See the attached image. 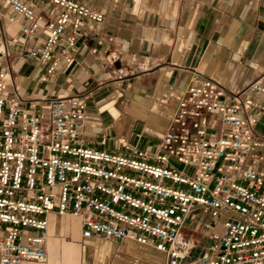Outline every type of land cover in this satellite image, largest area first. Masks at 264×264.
I'll return each mask as SVG.
<instances>
[{"label":"built area","instance_id":"2783aa9c","mask_svg":"<svg viewBox=\"0 0 264 264\" xmlns=\"http://www.w3.org/2000/svg\"><path fill=\"white\" fill-rule=\"evenodd\" d=\"M3 1L16 12L9 20L24 17L22 32L35 34L41 15L30 3ZM50 1L59 10L30 54L47 60L51 73L71 60L81 19L100 21L103 13L79 0ZM7 75L0 66V264L48 259L52 210L78 217L83 237L155 248L161 264H264V72L231 91L194 71L174 94L153 152L124 140L125 151L88 145L84 96L24 106L6 96Z\"/></svg>","mask_w":264,"mask_h":264},{"label":"crops","instance_id":"0c3cea01","mask_svg":"<svg viewBox=\"0 0 264 264\" xmlns=\"http://www.w3.org/2000/svg\"><path fill=\"white\" fill-rule=\"evenodd\" d=\"M25 1L41 15L35 34L22 32L24 17L10 21L16 12L0 0L5 94L18 96L24 106L31 99L84 96L83 136L99 149L125 151L124 140L155 151L171 122L174 94L194 71L231 91L245 89L264 72V0H79L103 18L81 19L71 60H61L51 73L48 61L30 49L42 47L36 37L47 34L59 8L50 0ZM47 218L48 259L21 264H120L115 257L138 244L83 237L80 219L69 213L52 210ZM65 250L72 252L66 258Z\"/></svg>","mask_w":264,"mask_h":264},{"label":"rangeland","instance_id":"374dc122","mask_svg":"<svg viewBox=\"0 0 264 264\" xmlns=\"http://www.w3.org/2000/svg\"><path fill=\"white\" fill-rule=\"evenodd\" d=\"M258 129L264 132V116L261 117V120H260V122L258 124ZM194 239H196V240L199 239V234L198 233H196V235L194 236ZM131 245H134V244H131ZM133 248L136 249L137 251L131 250V249H127L126 252L131 250L132 251L131 254L133 255L132 257L135 259V261H131V262L126 261L127 263L126 262L122 263L121 261L119 262L118 261L119 255L117 254L118 256L115 257V262H118L120 264H146L141 259V258H144L143 257L144 253H142V251L148 253L151 257L152 256H155V257L158 256L161 261L163 260V255L160 252H158L155 248H152V247L150 248V247H148L146 245H142V244H139V243L137 245H134ZM140 250H142V251H140ZM197 252H198V249H194V251L191 253V255L194 256V254H196ZM148 264H150V263H148Z\"/></svg>","mask_w":264,"mask_h":264},{"label":"bare ground","instance_id":"6f19581e","mask_svg":"<svg viewBox=\"0 0 264 264\" xmlns=\"http://www.w3.org/2000/svg\"><path fill=\"white\" fill-rule=\"evenodd\" d=\"M131 244H133V243H131ZM131 244L129 245V248L128 249L137 251L136 249L133 248L134 245H131ZM131 250H129L128 252L124 251L123 253H121L119 255V257H118V261L119 262L121 261L122 263L123 262H126V261H128V262L135 261V259L132 257L133 255L131 254L132 253ZM140 251H142V250H140ZM70 253H72V252H70L68 250H65V258L68 257ZM142 253H144V256H143L144 258H141V259H142V261L144 263H146V264H148V263H150V264H161V260H160V258L158 256H156V257L155 256H152L151 257L148 253H146L144 251H142ZM58 256H60V255H58ZM53 264H54V262H53Z\"/></svg>","mask_w":264,"mask_h":264}]
</instances>
